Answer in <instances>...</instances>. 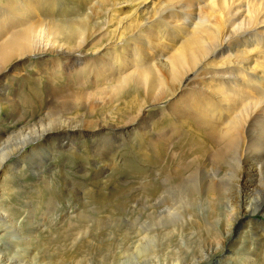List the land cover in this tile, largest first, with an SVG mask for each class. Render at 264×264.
I'll return each instance as SVG.
<instances>
[{"label": "rangeland", "instance_id": "rangeland-1", "mask_svg": "<svg viewBox=\"0 0 264 264\" xmlns=\"http://www.w3.org/2000/svg\"><path fill=\"white\" fill-rule=\"evenodd\" d=\"M170 1L0 0V20L8 12L0 26V44L9 29L25 31L29 38L22 51L13 52L7 69L0 62V69L5 67L0 72V161H9L0 170V202L7 207L1 217L12 222L0 224V252L6 257L17 251L11 264H21L22 252L32 255L33 264H177L197 262L199 256L207 264H236L230 258L241 251L235 240L242 234L229 238L230 203L237 200L240 211L252 212L264 197V182L253 191L251 182L241 179L242 192L236 198L234 174L243 143L256 153L264 149V110L255 124L250 112L243 127L225 133L229 123L224 121L213 133L197 118L196 109L222 122L229 119L230 107L239 110L252 95L264 98V46L250 49L256 39H263L253 32L245 46V38L235 41L236 35L228 46L242 45L248 51L235 55L231 48L212 60L207 68L220 74L194 72L173 95L161 94L179 85L180 71L190 64H168L169 39L176 29L160 19L159 9ZM254 4L249 6L252 12L258 10ZM14 5L21 14L9 9ZM202 10L211 28L220 32L225 25L220 11ZM74 21L76 27L84 24L72 30L79 31L77 37L68 38L65 27ZM198 26L207 23L196 20L190 29ZM202 31L197 33L200 49L208 50L215 34ZM163 37L165 41L157 40ZM156 59L162 64L143 79L142 72ZM69 93L77 96L66 98L63 117L48 102ZM61 120L79 123L48 131L39 141L42 145L25 148L22 156L25 141L64 124ZM175 190L199 195L196 206L181 196L187 205L186 211L180 210L191 219L186 224L180 215L169 213ZM229 190L235 192L231 201L223 198ZM250 201L253 206L246 205ZM251 217L254 221L247 224L262 232L264 217ZM20 228L24 233L18 236ZM181 228L185 230L179 234ZM138 241L144 255L137 251Z\"/></svg>", "mask_w": 264, "mask_h": 264}, {"label": "bare ground", "instance_id": "bare-ground-1", "mask_svg": "<svg viewBox=\"0 0 264 264\" xmlns=\"http://www.w3.org/2000/svg\"><path fill=\"white\" fill-rule=\"evenodd\" d=\"M251 2L252 3L255 2L256 5L255 4L254 5L258 6V8H257L258 10L257 11H253L252 12L250 10L249 6H250ZM147 5H149V3ZM24 6H28V4H26L24 2ZM164 6H167V7L163 8ZM202 7H205L206 9H208V10H210L212 12H215V10H217V9H218V11H220L221 18L223 19V21L225 23L224 27L221 29L220 32H217V30H215L214 28H211V27H213L212 22L204 15L205 13L202 10ZM9 9L12 10L14 13H20L21 14L20 8L18 6L14 5V7H9ZM242 10L244 12H242ZM7 14H8V12H6V11L3 12V15H2L1 20H0V26L1 27L4 26V24H3L4 20L3 19H5L4 16L7 15ZM159 16H160V19L165 21L166 25L171 26V28H173V29H176V32L173 34L174 37L169 39L170 44H168V45H169L170 51L168 50L167 52H169L170 55H171V57H170V59H171L170 61L171 62H169L168 64H171L172 67H173V65L176 62H182L183 63V62H186V60H188V62L190 63L188 67H186V68H184V69H182L180 71V78L179 79H181V81L179 82V85L177 86L174 83L175 82L174 81L173 82L174 84L171 83V84H173L171 89H163L161 91V94L168 93V95H173L176 92L175 90L179 89V87H181L180 84L184 81V79L185 80H189L188 78H191L192 77V73H194V72H197V71L199 72L200 70H202L201 73L203 75H210V76H213V75L216 76L217 74H220V72L209 70L207 67L212 65V60L217 59L218 57L223 55V53H225V51H227L228 49L232 48V47H229L228 45L234 41L232 39H235L234 37H236V35L237 36L239 35V36H238V38L235 39V41L238 40L240 37H243V38H245L244 39L245 40L244 45L247 46L246 43L248 42L249 37L252 36V33L254 32V33H256L255 37H258V35H260L261 38L263 39V42H259L258 41V39H260V38L256 39L257 45H253V47L250 48V49L254 51V50L257 49V47H262V44L264 46V35H262V33L264 34V0H248V1L247 0L246 1L245 0L244 1L243 0H172V1L168 2V3L163 4L160 7ZM242 17H243L244 21L242 23H239L238 20L240 18H242ZM196 20H198L201 23H207V26H205V27L198 26V28L190 29L191 26H192V23L194 21H196ZM261 21H263V22H261ZM256 22H257V24L254 25V23H256ZM150 23H152V21L148 22V24H150ZM20 24H21V22H20ZM20 24H17V25H20ZM66 24H68V23H66ZM83 24H84V22H82V21L79 22L78 27L75 26V21L72 24H68L69 27H65L66 33L69 36L68 38H70V37L72 38L73 36L77 37L78 35L77 36H75V35L77 33H79V31L76 33V32H74L72 30L73 29H77L78 30L80 28V26H82ZM17 25H15V26H17ZM59 25H61V24H59ZM203 28L205 30H207V31L212 30L214 32V34H215V40H214L215 44L211 43L212 45L209 47V49H208L209 51L208 50H204L203 48L200 49L201 41L198 39L197 33H200L203 30ZM3 31H2V33H3ZM7 31L10 32L9 33L10 35L8 36V38H6L2 42V44H0V62L1 63L5 62L3 64H6L5 65L6 68L5 67L1 68L0 72L4 68L7 69V65H8V63H10L11 57L14 54L13 52L16 51V49L18 51L19 48H21V51H22V48L26 47V44L29 41L28 40L29 39L28 36L25 35V33H26L25 31H22V30L14 31V30H11V29H9ZM7 31H4V32L6 33ZM161 32L163 34L165 32V30L163 29ZM0 35H1V37L3 36V34H0ZM162 36L165 37V33ZM164 37L162 39H159V38H161V37H159L157 40H163ZM164 41H165V39H164ZM241 46L242 45H239L236 49L232 48V49L236 50V54L235 55H241V54L244 55L246 53V51H248V50L245 51V46L243 48H241ZM167 49H168V47H167ZM19 51H20V49H19ZM21 53L18 52V54H20V55H21ZM156 54H157V50H156ZM211 56H212V58H211ZM154 58H155V56H150L149 55V59L150 60H152ZM149 64L151 66L146 68L145 71L142 72V73H144L142 76H143V79H145V80L147 79L146 78L147 74L150 75V73L153 71V68L156 67L159 64H162V61L161 60H157L155 62H151V63L149 62ZM139 73H141V72H139ZM193 75H195V74H193ZM255 77H258V76L255 75ZM148 79L150 80V78H148ZM263 79H264V69H263ZM122 81H126V78H125V80H120V83ZM250 82H253V81H250ZM182 84H184V82ZM253 84L254 83H252V85ZM76 96H77V93H69V94H66V95H60V96H57L55 98H52L51 101H49L48 103H49V106L51 108H55L56 109L55 112L59 110L60 115L62 114V116L65 117L63 115V113H62V110H63V108L67 107V104H68L67 102L68 101L66 102V98H69V97L70 98L71 97H75L76 98ZM237 96H239V95H237ZM252 96H253V98H251ZM252 96L251 95H247L246 96V98H251V100H249L248 101L249 103H247L246 105L241 104L242 105L241 107H240V105H238L239 106L238 107L239 110H237V109H235L233 107L232 108L230 107V109L228 110V112L230 113L228 115L229 116L228 120H223L222 119L223 121L219 122V120L217 121L215 119H212L211 116L207 115L206 113H204L200 109H196L198 112L195 110L197 113H199L196 116H199L197 118L202 120L201 123H203V124H205L207 126L209 125L210 126L209 128H210L211 132H213V133H214V131H218L219 127L221 125H223V123H225L224 121H228V123H229V126L225 130V133L227 131H228L227 133H229L230 129L237 128V127H239L241 125L242 122L245 123V121H248V118L250 116V114H249L250 112H252V114H253V117L250 116L251 117V121H253V123L255 124V122H257V121H254V120L257 119L258 116L264 110V98H260L259 96H258L259 98H254L255 96L254 95H252ZM260 96H262V94ZM11 104H13V103H11ZM231 104H232V102H231ZM237 104H239V103H237ZM235 106L237 107V105H235ZM10 107H12V106H10ZM219 110L222 111V108L219 109ZM236 110H237V112H236ZM141 111H142V108L140 110V113H141ZM59 112H57L58 115H59ZM247 113L249 114V116H248ZM52 115H54V112H52ZM244 116H247V118L242 121ZM55 117H56V115H55ZM60 119H61V116H60ZM63 120H67V118H64ZM251 121H249V122L251 123ZM62 123H64V122L62 121ZM77 124H73L72 125V124H65L64 123V124H61L60 126H57V127H50V128H47V129L45 128V130L40 135H37L36 137L30 139L29 141H25L23 143V145H22V148H20L19 152H21L22 156H24V155L26 156L27 151H26V154H25V152H23L25 150V148H27V147H29L31 145H34L35 143L36 144H35V146L33 148H36L38 145L39 146L42 145V143H40L39 141H40L41 138L46 136L48 131L49 132L53 131V130L57 131V130L61 129V127L65 126L67 128V126H75ZM244 125H246V124H244ZM227 136L228 135H226L225 137H227ZM241 146H242V149H241ZM241 146L239 148L241 150V152H238V155H239V158H238L239 161L238 162H239L240 165L236 166V167H239V168L237 170V174H234V175H237V178H238L237 182L235 181L236 185L235 184H234L235 186L233 185L236 188V196H234L236 198H239V193L242 192V190L240 189L241 179L245 180V178H247V180L249 182H251V184L254 186L253 187V191L259 189L260 186L263 185V182H264L263 181V175H264V149L261 148L259 153H256L253 148L249 147L250 146L249 143L248 144L243 143ZM260 147H264V146H260ZM257 158H258V160H256ZM6 160H7V158L4 157L0 161V163H1L0 164V170L1 171L6 169V165L9 162V161H6ZM214 175H215V173L213 172V174H211V176H210L211 177L210 178L211 179L210 180V184H209V185H211V188H209L210 190L214 187V184H212L213 180L215 178ZM234 178H236V177H234ZM225 186L226 185H224V187ZM231 187H232V185H231ZM237 190H238V194H237ZM191 191H193V189ZM233 193H235V192H233ZM170 194L173 196V199L170 198V199H172V200H170V202L172 201V204L170 205L171 207L169 208V213H174V214L176 213V214L180 215L181 218L184 220V224L190 222L191 219H187L185 213H183L181 211V210H185L186 211V207L185 206L187 205V204L184 205L183 200H181V199H183L184 196H185L187 198L184 200V202H187V203L189 202V205L196 206V205H198L199 195L198 196H194L193 193H190L187 190H175V192H171ZM178 194L180 195V197L178 196ZM181 194H183V195H181ZM232 194H230V190H229V193L228 192L226 193V197L224 195H223L224 197L223 196L222 197L223 198H229V197H231ZM181 196H183V198ZM229 200L231 201V198H229ZM229 200L227 199V201H229ZM236 203H237V200L235 202H233V203H230L231 204L230 209H229L230 213L228 212L229 213V217H227L228 219L226 221V224H227V226L229 228V230H228L229 238H233L231 236V235H233V233H237V234L240 233V235L242 234V236H238L239 240H235L236 243L234 242L236 245L237 244L240 245L241 251H238L236 253L233 252L232 255H234V256L232 258H230V260H232V259L236 260V264H249V263L255 261L256 259H259V263L261 262V264H264V230L262 232H258V231L255 230V228L253 229V228H251V226H249L247 224L248 220H250L251 222L254 221L253 218L251 217L253 215H260L261 217H264V197H262V201L261 202H258L256 204H254V210H252V212H250V213L246 209L245 210L242 209V211H240L239 209H241V208L237 207ZM238 204L239 203H237V205ZM83 205H85V206L87 205L88 206L89 203L85 202V203H83ZM240 205H241V203H240ZM246 205L247 206H251V205L253 206V203H252V201H250V202H247ZM62 210H63V208H62ZM5 211H7L6 205H4L2 202H0V224L1 225H6L8 223V225H10L12 223V222H9L10 218L4 217V216L1 217V215H2L1 213H4ZM94 211H95V213H97L100 210H99V208H97V210L94 209ZM61 213H63V212H61ZM248 214H250L251 216H247ZM188 217H190V214H189ZM183 230H185V228H181L180 231H179V234L183 233L182 232ZM19 231L20 232H17L18 236L22 235V233H24V229L23 228H20ZM33 233H34V231H33ZM32 235H34V234H32ZM32 235H30V236H32ZM24 238H25V235H24ZM262 240H263V242H262ZM140 244H141V242L138 241V246L136 247L138 249L137 251H139L138 253L140 255H144V253H146V252H143V251H146V249H144L142 251V247H140ZM29 251H31V250H29ZM13 252H17V251H11V253H8V255H6V257L3 256L2 253H1L0 254V264H11V260L13 259V257L11 255H12ZM147 252H148V250H147ZM22 253L20 254L21 257H20V261L19 262L21 264H23V263L24 264H33L31 262L32 258H30L32 255L29 256L27 253H26L27 255L26 254H22ZM24 253H25V251H24ZM153 258H154V256H153ZM234 260H232V263L234 262ZM150 262H151V260H150ZM197 262H198V264H200V263L207 264L208 260L207 259L205 260V258L199 256V260ZM197 262L191 263L190 261L185 260V262H182V263L180 262V263H177V264H196Z\"/></svg>", "mask_w": 264, "mask_h": 264}]
</instances>
